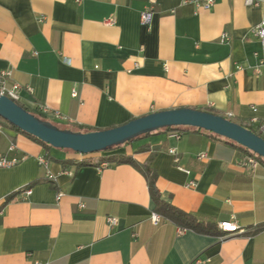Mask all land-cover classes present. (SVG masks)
I'll list each match as a JSON object with an SVG mask.
<instances>
[{
	"label": "crops",
	"instance_id": "0c3cea01",
	"mask_svg": "<svg viewBox=\"0 0 264 264\" xmlns=\"http://www.w3.org/2000/svg\"><path fill=\"white\" fill-rule=\"evenodd\" d=\"M148 5L0 0V71L12 70L8 85L20 84V104L39 116L47 108L45 119L71 129H107L192 107L258 132L264 65L256 68L264 49L253 30L263 7L216 0L197 9L157 0L148 27L141 21ZM0 154L22 158L0 168V264H264V165H248L249 154L228 138L196 127L161 131L92 155L98 162L124 154L134 163L78 165L83 154L46 148L5 123ZM146 167L163 201L214 231L179 233L182 226L161 213L153 223ZM232 219L246 231L221 239L219 224Z\"/></svg>",
	"mask_w": 264,
	"mask_h": 264
},
{
	"label": "water",
	"instance_id": "95a60500",
	"mask_svg": "<svg viewBox=\"0 0 264 264\" xmlns=\"http://www.w3.org/2000/svg\"><path fill=\"white\" fill-rule=\"evenodd\" d=\"M0 116L55 148L70 149L80 154L107 150L159 129L190 126L228 138L264 158V136L223 115L192 107L155 111L120 126L82 131L58 126L0 93Z\"/></svg>",
	"mask_w": 264,
	"mask_h": 264
},
{
	"label": "built area",
	"instance_id": "2783aa9c",
	"mask_svg": "<svg viewBox=\"0 0 264 264\" xmlns=\"http://www.w3.org/2000/svg\"><path fill=\"white\" fill-rule=\"evenodd\" d=\"M83 0H76V2H82ZM149 1V5L146 9H144L141 13V21L144 25L150 27L152 22H153V18H154V14H155V10H154V5L157 2V0H148ZM182 3L184 4H193L194 6H196L197 9H210L215 5L216 0H181ZM247 5H253V6H262L263 7V17L262 20L260 22V24L258 26H256L253 30L254 34L256 36H258L262 42L263 45V49H264V0H245ZM228 37L226 34H224L222 40L225 41L227 40ZM264 65V57L260 62V66L256 68V71H259L261 66ZM12 75V70L11 69H6V70H2L0 71V93L5 94L7 96H9L10 98L14 99L15 101H18L20 96H19V90H20V84L19 83H15L12 86L8 85V80ZM73 96H77V91L74 90L73 91ZM47 112V108H42V112L40 113L41 116L46 117L45 113ZM231 115V114H230ZM56 117H62L61 114L59 112L56 113ZM5 123L6 120L4 118H2L0 116V137L3 135L4 133V129H5ZM257 133H260L262 136H264V122L259 126V131ZM181 134V132L176 131L173 133L174 136L179 137ZM16 148V144L12 143L9 147L10 150H14ZM170 151L174 154H176V150L175 149H170ZM200 157H206L205 153L200 154ZM22 158H17V157H12L9 158L6 155H1L0 154V168L3 167H12L15 166L16 164H18L20 162ZM39 163L44 166L47 167L48 166V157L45 154H41L38 157ZM177 160V159H176ZM246 163L248 165L251 166H258L260 165V161L256 156L253 155H249L246 159ZM103 165H108V163H103ZM46 179L50 180V181H55V177L53 174H51L50 171L46 172ZM26 192L28 194L32 193V188L29 187ZM62 195V193H58V198H60ZM151 221L155 224H159L163 218V216L156 212L153 211L151 213ZM108 221L110 224L114 225L117 223V218L115 217H109ZM220 228L225 232V234H222L220 236L221 239H224L228 236L231 235H236L239 233H244L246 231V229L244 227H240V225L238 224V222L234 219L232 220H225L222 221L219 224ZM187 228L184 227H180L179 228V233H182L184 231H186ZM256 230V228L254 229Z\"/></svg>",
	"mask_w": 264,
	"mask_h": 264
},
{
	"label": "trees",
	"instance_id": "16d2710c",
	"mask_svg": "<svg viewBox=\"0 0 264 264\" xmlns=\"http://www.w3.org/2000/svg\"><path fill=\"white\" fill-rule=\"evenodd\" d=\"M17 102L19 103V101H17ZM199 109H201V108H199ZM201 110H205V111H209V112L218 114V113L214 112L213 110L207 109V108L206 109H201ZM40 117L44 118L41 115H40ZM6 123H9V122L6 121ZM9 124L11 126L17 128V129H19L20 131H22L23 133L28 135L30 138H33L34 140L40 142L46 148L53 147L50 144H48V143L44 142L43 140H41L40 138H38V137L28 133V132H25V131L21 130L19 127L15 126V125H13L11 123H9ZM245 126L250 128V129H252L249 125H245ZM188 127H190V126L166 127V128H163V129H159L157 131H153V132L138 136V137L126 142V143H130V142H132V141H134L136 139H140V138L152 135V134H154L156 132L183 130V129H187ZM199 129H201V128H199ZM74 130L91 131L89 129H83V128H78V129L76 128ZM213 134H215V133H213ZM215 135H218V134H215ZM236 144L240 148H242L245 152H247L249 155L256 156L259 159L260 163L264 165V158L263 157L257 155L256 153H254L250 149H248V148H246V147H244V146H242V145H240L238 143H236ZM118 146H120V145H118ZM118 146L111 147V148H109L107 150H104V151L83 154L85 157H84V159L82 161H80L78 163V165H91L93 163L97 164V163H100L102 161H107L109 164H111V163H134L135 161H134V159L131 156H126L124 154H114V155H107V156L105 155L98 162H94V159H93V156H92L93 154H96V153H99V154L107 153V152L115 150ZM68 150H70V149H68ZM146 171H147L146 174H147L148 179H149L150 191H151L152 197H153V199H154V201L156 203V211L161 213L163 216L175 221L177 224L181 225L184 228L194 229V230L199 231V232H213L214 231V229L216 228V226L214 224L205 223V222L199 220L195 215L190 214L188 212H185V211L181 210L180 208L174 206L171 203H167V202L163 201L160 198V193H159V190H158V188L156 186V181H155L156 175L151 171V169L149 167H146ZM13 197H14V194L9 195L6 198V202L12 200Z\"/></svg>",
	"mask_w": 264,
	"mask_h": 264
},
{
	"label": "rangeland",
	"instance_id": "374dc122",
	"mask_svg": "<svg viewBox=\"0 0 264 264\" xmlns=\"http://www.w3.org/2000/svg\"><path fill=\"white\" fill-rule=\"evenodd\" d=\"M54 123H56L58 126H60V127H68L66 124H64L63 122H61V121H58V120H52ZM74 129H76V128H74Z\"/></svg>",
	"mask_w": 264,
	"mask_h": 264
}]
</instances>
